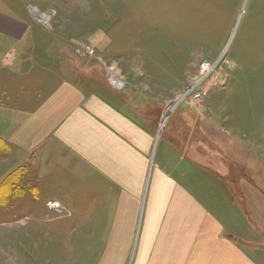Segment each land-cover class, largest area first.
I'll use <instances>...</instances> for the list:
<instances>
[{
    "label": "crops",
    "instance_id": "1",
    "mask_svg": "<svg viewBox=\"0 0 264 264\" xmlns=\"http://www.w3.org/2000/svg\"><path fill=\"white\" fill-rule=\"evenodd\" d=\"M32 5L0 0V209L12 220L0 226V264H264V214L233 192L227 165L242 140L264 186V127L208 118L207 104L196 116L184 101L161 135L159 91L173 92L174 76L124 74L123 89L107 80L122 48L142 56L137 9L104 4L127 13L79 42L47 35Z\"/></svg>",
    "mask_w": 264,
    "mask_h": 264
},
{
    "label": "rangeland",
    "instance_id": "2",
    "mask_svg": "<svg viewBox=\"0 0 264 264\" xmlns=\"http://www.w3.org/2000/svg\"><path fill=\"white\" fill-rule=\"evenodd\" d=\"M109 3L135 7L144 26L136 28L141 34L138 50L142 56H133L132 49L125 46L121 66L117 62L108 64H114L119 75L125 74L139 83L149 82L147 72L152 68L174 76L175 90L159 91L168 102L165 116L170 106L173 115L187 101L196 116L201 106L207 104L208 118L229 115L240 120L255 118L256 125L259 122L264 127V0H32L40 10L33 5L31 10L47 35L58 33L64 39L86 42L97 31L109 28L105 16L117 18L127 13L104 10L103 5ZM127 40L124 45L130 42ZM220 57L223 61L205 82L202 97L179 100L180 93L198 74L200 62ZM241 142L233 145L236 149L233 161L237 164H227L231 167L228 176L233 181L231 189L244 204L252 209L258 205V211L264 214V186L254 180L252 171L243 162L246 159L258 162V157L246 151ZM218 151L211 148L207 156L214 160ZM21 190L19 186L17 193ZM8 210L0 209V226L12 221L7 219ZM43 226L47 230L50 223L43 222ZM49 253L45 252V256Z\"/></svg>",
    "mask_w": 264,
    "mask_h": 264
},
{
    "label": "built area",
    "instance_id": "3",
    "mask_svg": "<svg viewBox=\"0 0 264 264\" xmlns=\"http://www.w3.org/2000/svg\"><path fill=\"white\" fill-rule=\"evenodd\" d=\"M85 53L89 57H94L96 55L95 49L93 46L87 44L84 46ZM222 57L217 60H203L200 62L198 74L193 78L190 83L187 85L185 90H183L179 95V100H185L186 98L199 99L202 97L204 92L205 82L214 74L215 70L222 63ZM107 80L109 84L115 89H123L126 85V81L121 75L118 74L115 68H112V65L109 64L106 66ZM178 100V101H179ZM170 106V105H169ZM168 106V107H169ZM173 108L170 106L168 113L164 116L163 121L160 125V132L166 127V122L168 121L170 115L172 114ZM48 207L61 213L62 207L61 204L57 201L48 202Z\"/></svg>",
    "mask_w": 264,
    "mask_h": 264
},
{
    "label": "trees",
    "instance_id": "4",
    "mask_svg": "<svg viewBox=\"0 0 264 264\" xmlns=\"http://www.w3.org/2000/svg\"><path fill=\"white\" fill-rule=\"evenodd\" d=\"M12 178H13V176L11 175L8 179L11 181ZM4 184H7V181H5Z\"/></svg>",
    "mask_w": 264,
    "mask_h": 264
},
{
    "label": "bare ground",
    "instance_id": "5",
    "mask_svg": "<svg viewBox=\"0 0 264 264\" xmlns=\"http://www.w3.org/2000/svg\"><path fill=\"white\" fill-rule=\"evenodd\" d=\"M112 68H115L114 64L112 65Z\"/></svg>",
    "mask_w": 264,
    "mask_h": 264
}]
</instances>
